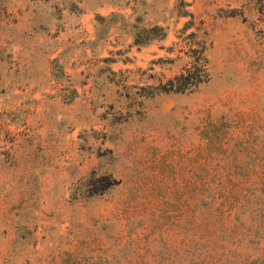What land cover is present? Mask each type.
<instances>
[{"label": "rangeland", "instance_id": "obj_1", "mask_svg": "<svg viewBox=\"0 0 264 264\" xmlns=\"http://www.w3.org/2000/svg\"><path fill=\"white\" fill-rule=\"evenodd\" d=\"M260 6L0 0V264H264Z\"/></svg>", "mask_w": 264, "mask_h": 264}, {"label": "trees", "instance_id": "obj_2", "mask_svg": "<svg viewBox=\"0 0 264 264\" xmlns=\"http://www.w3.org/2000/svg\"><path fill=\"white\" fill-rule=\"evenodd\" d=\"M261 6L258 7L259 11L264 10V0H256ZM148 34L154 37H162L165 35L163 27L159 24H154L149 28H146ZM209 78V71L207 67V58L202 53L201 55L195 56L191 63L186 66L182 71L168 78L165 82L159 83L153 87L161 91H190L198 86L199 83L206 81ZM109 178L108 176H105ZM110 180V179H109ZM115 182V180H114ZM112 181H108L107 185L111 184ZM106 185V186H107ZM97 184H93L91 191L88 189L87 194L102 193L106 187L97 189Z\"/></svg>", "mask_w": 264, "mask_h": 264}]
</instances>
